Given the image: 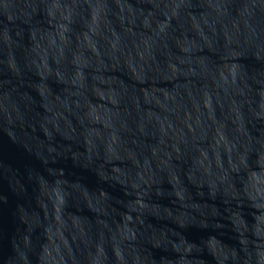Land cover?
Returning <instances> with one entry per match:
<instances>
[{
	"label": "water",
	"instance_id": "obj_1",
	"mask_svg": "<svg viewBox=\"0 0 264 264\" xmlns=\"http://www.w3.org/2000/svg\"><path fill=\"white\" fill-rule=\"evenodd\" d=\"M0 264H264V0H0Z\"/></svg>",
	"mask_w": 264,
	"mask_h": 264
}]
</instances>
